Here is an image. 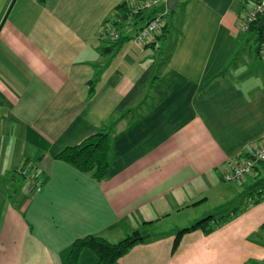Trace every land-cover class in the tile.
<instances>
[{
    "label": "crops",
    "instance_id": "obj_1",
    "mask_svg": "<svg viewBox=\"0 0 264 264\" xmlns=\"http://www.w3.org/2000/svg\"><path fill=\"white\" fill-rule=\"evenodd\" d=\"M122 1L0 0V264H67L76 238L114 242L168 219L115 264H264V199L171 252L186 220L264 178L262 162L226 197L222 174L264 144V58L240 28L249 3L158 0L113 27ZM158 13L163 25L136 44ZM99 130L111 136L101 181L55 158ZM23 162L27 185L11 194ZM93 262L86 250L79 264Z\"/></svg>",
    "mask_w": 264,
    "mask_h": 264
},
{
    "label": "trees",
    "instance_id": "obj_2",
    "mask_svg": "<svg viewBox=\"0 0 264 264\" xmlns=\"http://www.w3.org/2000/svg\"><path fill=\"white\" fill-rule=\"evenodd\" d=\"M44 2L45 0H39ZM141 0H124L115 7V13L111 19L107 20L111 22L113 27H117L122 22L120 20L130 17L131 8L134 4H137ZM117 9V11H116ZM143 11L136 16L141 15ZM259 17L255 22L251 23L249 30L255 36L257 47L259 48L260 40L264 35V27L258 29L257 25L260 21ZM122 39L115 40V43L121 42ZM95 78L90 81L89 93L92 94L95 90ZM110 144L111 136L110 132L105 130H99L89 136L85 137L78 144L66 146L61 149L55 158L69 164L80 172L91 174L96 180L101 181L108 174L111 157H110ZM28 162H23L21 167H26ZM17 171V169H16ZM25 176V175H24ZM257 176V175H256ZM240 182V181H239ZM249 194V195H248ZM243 192L242 197L248 195L249 200L247 202L236 201V205L227 211L226 213H210L204 217L199 218L192 224L177 229L174 233V239L171 247V252H174L186 233L194 230H201L203 233L208 234L213 231L218 225L224 221L230 219L233 215L239 211L245 209L250 203H256L264 199V178H260L252 186L249 193ZM235 200L229 204H233ZM142 232L139 230H133L124 237L117 241H109L103 236L88 234L79 238H76L64 255V261L67 264H79L82 254L88 250L94 255L93 264H115L119 257L127 253L135 244L147 241L149 238H141Z\"/></svg>",
    "mask_w": 264,
    "mask_h": 264
},
{
    "label": "built area",
    "instance_id": "obj_3",
    "mask_svg": "<svg viewBox=\"0 0 264 264\" xmlns=\"http://www.w3.org/2000/svg\"><path fill=\"white\" fill-rule=\"evenodd\" d=\"M249 3L250 7L247 10V13L243 16L241 30L247 31L250 24L255 22L261 15L264 13V0H243ZM158 0H141L131 8L130 16H135L139 12L144 11L153 5H155ZM163 16L164 13L155 14L151 17L146 23L141 26L138 31L133 35V40L136 44L142 45L148 42L152 36L160 29L163 25ZM113 28V27H112ZM107 30L108 36L117 40L120 38V33L116 29ZM259 53L264 58V35L260 40ZM264 163V144L251 149L246 155L242 156L238 160L233 161L230 164V167L227 171L222 174V179L226 182H239L246 175L251 174L257 164ZM17 171L23 175H26V168L18 167ZM30 178V176H29ZM31 191H37L40 187V182L35 178L31 177Z\"/></svg>",
    "mask_w": 264,
    "mask_h": 264
},
{
    "label": "rangeland",
    "instance_id": "obj_4",
    "mask_svg": "<svg viewBox=\"0 0 264 264\" xmlns=\"http://www.w3.org/2000/svg\"><path fill=\"white\" fill-rule=\"evenodd\" d=\"M15 177H16V181L14 182V184L11 185V194H13L12 190L16 189L18 191L17 194L21 195L22 194V190H20V189H24V187L27 185V182H26L27 176L16 175ZM223 186H224L223 188H227L226 189L227 190V193H226L227 196L226 197H229V194L231 193L232 190H237L236 185L233 184L232 182H225V183H223ZM230 188H232V189H230ZM234 194H235V197H234V200H235L234 202L235 203H233L231 205L227 203V204H225L223 206H220L219 208H217L215 210H212L213 213H221V214H223V213H226L227 211H229L230 209H232L236 205V201H237V203H238V201H240L239 198H240V196L242 197L243 193L237 194V192H236ZM209 196H210L209 197L210 201H213L214 200V195L213 194H209ZM173 220L174 219H168V220H165V221H162V222L156 224L153 227H148V229H146V230H141V232H142L141 234L142 235H146V234L150 235V234H155V233H158V232H162V231L168 230L170 227H172L173 222H174ZM180 220L181 219H179V221ZM184 223H185L184 225H187V226L190 225V224H188L187 220ZM183 227H186V226H181L178 229L183 228Z\"/></svg>",
    "mask_w": 264,
    "mask_h": 264
},
{
    "label": "water",
    "instance_id": "obj_5",
    "mask_svg": "<svg viewBox=\"0 0 264 264\" xmlns=\"http://www.w3.org/2000/svg\"><path fill=\"white\" fill-rule=\"evenodd\" d=\"M176 3V0H166V6L168 9H173L174 4ZM264 27V14L261 16L260 21L258 22L257 28H263ZM149 236V234L141 235V238L145 239Z\"/></svg>",
    "mask_w": 264,
    "mask_h": 264
}]
</instances>
